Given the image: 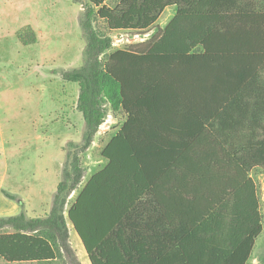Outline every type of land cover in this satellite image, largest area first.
Returning <instances> with one entry per match:
<instances>
[{
	"label": "trees",
	"instance_id": "obj_1",
	"mask_svg": "<svg viewBox=\"0 0 264 264\" xmlns=\"http://www.w3.org/2000/svg\"><path fill=\"white\" fill-rule=\"evenodd\" d=\"M72 1L82 7L78 16L84 40L82 64L57 73L63 81L78 84L76 111L83 117V130L78 142L68 141L64 147L60 180L44 216L28 217L17 195L1 191L19 203L21 211L0 217V260L80 264L69 241L70 224L91 264H219L216 246L198 238L197 231L229 196L250 182V167H220L202 160L199 164L196 161L207 152L192 150L184 141L196 140L197 133L183 132L180 94L168 88L165 79L192 44L167 51V32L175 18L160 35L111 53L103 62L113 39L100 35L94 22L103 20L112 32L141 35L169 6L195 19L234 9L244 15L249 7L242 3L248 0H120L115 7L107 6V0ZM237 24L231 36L219 34L220 39L233 41L221 44L223 61L248 57L245 21ZM207 39L200 41L205 54L210 52ZM19 41L27 46L35 38L27 41L20 34ZM108 108L122 110L126 120L102 151L106 167L90 178L67 209L69 197L85 177L81 154L92 146ZM254 219L226 264L248 263L262 233L259 215Z\"/></svg>",
	"mask_w": 264,
	"mask_h": 264
},
{
	"label": "rangeland",
	"instance_id": "obj_2",
	"mask_svg": "<svg viewBox=\"0 0 264 264\" xmlns=\"http://www.w3.org/2000/svg\"><path fill=\"white\" fill-rule=\"evenodd\" d=\"M119 1L107 0L106 5L115 7ZM81 10L72 0H0V195L1 191L19 195L25 213L32 217L44 216L49 210L60 180L64 147L68 141L78 142L83 130V117L76 111L78 84L63 81L57 73L82 64ZM159 25L137 35L133 31L112 32L103 20H95L96 31L114 43L102 56L103 62L111 53L160 35ZM20 34L27 41L34 35L35 42L21 45ZM125 120L122 110L108 108L92 146L81 154L85 177L69 197L67 209L90 178L106 167L102 151ZM19 205L3 198L0 215L18 211ZM256 214L262 233L248 264H264V178L250 181L229 196L198 228L197 236L216 246L219 264H226L230 252L253 227ZM69 228L78 262L91 264L70 224ZM0 264L7 263L0 260Z\"/></svg>",
	"mask_w": 264,
	"mask_h": 264
},
{
	"label": "crops",
	"instance_id": "obj_3",
	"mask_svg": "<svg viewBox=\"0 0 264 264\" xmlns=\"http://www.w3.org/2000/svg\"><path fill=\"white\" fill-rule=\"evenodd\" d=\"M242 4L248 7L264 6L263 1L248 0ZM177 10L176 6L165 8L155 24L159 23V28L163 31L176 18L167 32V51L174 46L180 45L183 48L187 43L192 44L181 63L165 79L168 88L180 94V114L185 123L183 132L197 133L196 140L184 141L192 150L207 152L203 159L196 161L199 164L202 160L203 163L220 167L244 165L250 167L247 172L249 181L262 180L264 64L261 66L260 63L264 57V10L258 7L246 8L245 14L240 15L234 9L222 15H198L195 19L177 14ZM190 20L195 22L189 24ZM241 21H245V48L248 57L223 61L220 46L233 41L230 37L228 40L220 39L219 34L231 36L238 30L237 23ZM205 36L208 37L206 41L210 51L206 54L200 42ZM239 86L242 87L239 89ZM209 150L212 153H208ZM1 197V200L5 198ZM20 211L19 205L18 211L2 216L15 215Z\"/></svg>",
	"mask_w": 264,
	"mask_h": 264
},
{
	"label": "built area",
	"instance_id": "obj_4",
	"mask_svg": "<svg viewBox=\"0 0 264 264\" xmlns=\"http://www.w3.org/2000/svg\"><path fill=\"white\" fill-rule=\"evenodd\" d=\"M121 41V40H120ZM114 43H112V45H113ZM103 126V124L100 126V128H99V130L101 129V127Z\"/></svg>",
	"mask_w": 264,
	"mask_h": 264
}]
</instances>
